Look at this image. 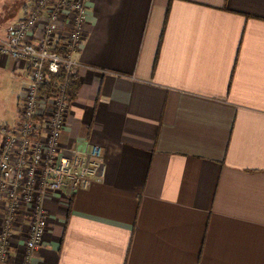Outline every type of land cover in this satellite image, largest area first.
Listing matches in <instances>:
<instances>
[{
    "label": "crops",
    "instance_id": "crops-1",
    "mask_svg": "<svg viewBox=\"0 0 264 264\" xmlns=\"http://www.w3.org/2000/svg\"><path fill=\"white\" fill-rule=\"evenodd\" d=\"M72 60L61 148L103 176L46 197L29 264H264V0H89Z\"/></svg>",
    "mask_w": 264,
    "mask_h": 264
},
{
    "label": "built area",
    "instance_id": "built-area-1",
    "mask_svg": "<svg viewBox=\"0 0 264 264\" xmlns=\"http://www.w3.org/2000/svg\"><path fill=\"white\" fill-rule=\"evenodd\" d=\"M89 0H32L25 16L0 40V55L11 57L27 76L19 95V119L0 125V261L17 243L29 264L47 229L44 201L64 189L74 192L102 179L98 146L64 151L60 136L70 102L65 82L50 95L40 87L59 69H75L72 55L84 39ZM61 40L65 55L52 47ZM15 230L19 231L15 235Z\"/></svg>",
    "mask_w": 264,
    "mask_h": 264
},
{
    "label": "rangeland",
    "instance_id": "rangeland-1",
    "mask_svg": "<svg viewBox=\"0 0 264 264\" xmlns=\"http://www.w3.org/2000/svg\"><path fill=\"white\" fill-rule=\"evenodd\" d=\"M31 2L32 0H0V19L4 20L2 27L14 26L18 22L24 8L28 7ZM25 80L27 81V78L19 80L20 87L27 83ZM10 86L7 78L0 73V101H3L0 102V125L8 124L12 126L18 121V117L16 120L18 108L16 98L13 99L8 93Z\"/></svg>",
    "mask_w": 264,
    "mask_h": 264
},
{
    "label": "trees",
    "instance_id": "trees-1",
    "mask_svg": "<svg viewBox=\"0 0 264 264\" xmlns=\"http://www.w3.org/2000/svg\"><path fill=\"white\" fill-rule=\"evenodd\" d=\"M28 7H26V11ZM52 49L60 55H65L66 50L61 40H57ZM63 82H65V92L68 101L71 102L76 97L79 87L77 76L73 72L66 73L65 70L59 69L57 73L49 76L48 80L40 87V91L46 95L53 94Z\"/></svg>",
    "mask_w": 264,
    "mask_h": 264
}]
</instances>
